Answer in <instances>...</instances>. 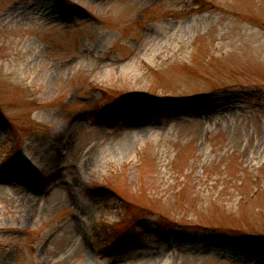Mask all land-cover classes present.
<instances>
[{
	"label": "rangeland",
	"instance_id": "obj_1",
	"mask_svg": "<svg viewBox=\"0 0 264 264\" xmlns=\"http://www.w3.org/2000/svg\"><path fill=\"white\" fill-rule=\"evenodd\" d=\"M0 264H264V0H0Z\"/></svg>",
	"mask_w": 264,
	"mask_h": 264
},
{
	"label": "trees",
	"instance_id": "obj_2",
	"mask_svg": "<svg viewBox=\"0 0 264 264\" xmlns=\"http://www.w3.org/2000/svg\"><path fill=\"white\" fill-rule=\"evenodd\" d=\"M0 118H1V116H0ZM258 238H259L260 240H264V238H262V237H261V238H260V237H258Z\"/></svg>",
	"mask_w": 264,
	"mask_h": 264
}]
</instances>
